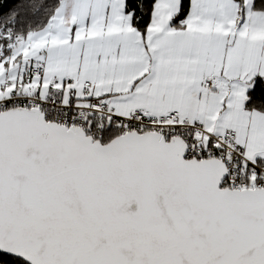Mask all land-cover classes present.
<instances>
[{
    "label": "snow or ice",
    "instance_id": "snow-or-ice-1",
    "mask_svg": "<svg viewBox=\"0 0 264 264\" xmlns=\"http://www.w3.org/2000/svg\"><path fill=\"white\" fill-rule=\"evenodd\" d=\"M0 264H264V0H0Z\"/></svg>",
    "mask_w": 264,
    "mask_h": 264
}]
</instances>
